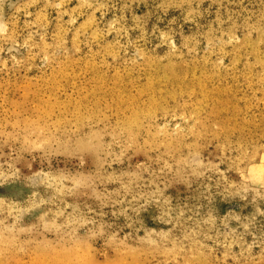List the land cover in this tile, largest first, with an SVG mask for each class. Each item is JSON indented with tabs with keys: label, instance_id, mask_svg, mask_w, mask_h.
<instances>
[{
	"label": "rangeland",
	"instance_id": "rangeland-1",
	"mask_svg": "<svg viewBox=\"0 0 264 264\" xmlns=\"http://www.w3.org/2000/svg\"><path fill=\"white\" fill-rule=\"evenodd\" d=\"M0 264H264V0H0Z\"/></svg>",
	"mask_w": 264,
	"mask_h": 264
}]
</instances>
